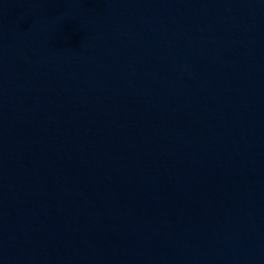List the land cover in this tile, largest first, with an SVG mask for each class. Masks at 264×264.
<instances>
[{
    "label": "water",
    "instance_id": "95a60500",
    "mask_svg": "<svg viewBox=\"0 0 264 264\" xmlns=\"http://www.w3.org/2000/svg\"><path fill=\"white\" fill-rule=\"evenodd\" d=\"M0 264H264V0H0Z\"/></svg>",
    "mask_w": 264,
    "mask_h": 264
}]
</instances>
